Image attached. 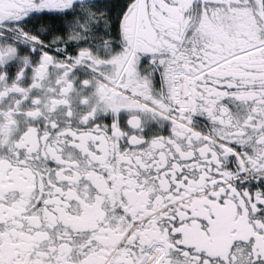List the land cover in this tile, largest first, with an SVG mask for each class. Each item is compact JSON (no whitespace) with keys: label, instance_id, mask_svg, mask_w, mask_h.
<instances>
[{"label":"snow or ice","instance_id":"1","mask_svg":"<svg viewBox=\"0 0 264 264\" xmlns=\"http://www.w3.org/2000/svg\"><path fill=\"white\" fill-rule=\"evenodd\" d=\"M0 264H264V0H0Z\"/></svg>","mask_w":264,"mask_h":264}]
</instances>
